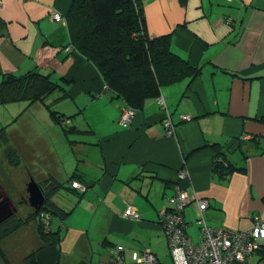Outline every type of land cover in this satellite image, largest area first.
I'll return each mask as SVG.
<instances>
[{"label":"crops","instance_id":"crops-1","mask_svg":"<svg viewBox=\"0 0 264 264\" xmlns=\"http://www.w3.org/2000/svg\"><path fill=\"white\" fill-rule=\"evenodd\" d=\"M142 1L149 35L171 33L173 49L203 71L192 82L165 87L166 107L150 100L124 127V102L106 89L93 63L68 50V27L53 17L64 15L72 0H0V69L16 75L36 70L67 94L50 96L65 115L63 122L49 115L50 124L40 132L45 118H34L37 131L23 127L22 138L12 126L27 123L26 117L7 127L21 161L38 158L43 164L23 167L22 190L31 179L49 188V177L66 183L76 170L88 184L80 197L79 187L55 192L53 200L73 211L64 222L52 218L51 228L63 223L65 236L60 245L36 253L38 264H173L158 219L160 210L172 207L177 182L191 197L209 202L205 211L196 200L184 210L186 232L195 242L200 218L229 231L251 227L256 217L264 220V123L258 120L264 116V0ZM165 121H171L172 132ZM57 141L62 161L50 152ZM218 142L227 143L230 161L246 163V174L228 180L215 176L210 145ZM128 207L138 216L126 218ZM3 242L14 263L40 248L33 223Z\"/></svg>","mask_w":264,"mask_h":264},{"label":"trees","instance_id":"trees-1","mask_svg":"<svg viewBox=\"0 0 264 264\" xmlns=\"http://www.w3.org/2000/svg\"><path fill=\"white\" fill-rule=\"evenodd\" d=\"M226 1L232 2V0ZM61 16L63 18L61 22L66 23L69 30V50L79 52L95 65L106 84V89L114 98L124 102L121 113L126 109L141 111L150 100L159 101L165 87L183 80L192 82L202 74L201 66H194L189 59L182 57L173 49L171 33L158 37L149 35L142 0H72L67 12ZM233 23L234 20L229 25ZM57 92H63V95L61 94L63 97L67 95L59 83L36 70L16 75L4 73L0 69V104L25 101L27 109L36 103H41L48 110L50 117L55 122L61 123L65 115L53 108L51 103H46L48 98ZM258 120L264 123V116ZM72 130L73 127L66 129V132ZM10 141L7 128L3 126L0 128V147L4 153L3 157L8 159L10 165L17 167L22 161ZM250 141L258 142V138L252 137ZM210 146L215 153L212 171L218 179L228 180L234 174H246V163L239 165L230 161L226 153L228 150L224 145L216 143ZM240 147L238 145L242 152V160L247 162L245 160L249 155L243 150L241 143ZM82 181L83 176L76 170L66 183L49 177L50 188L40 184L45 193V201L39 211L33 212L29 218L35 224L40 248L14 263L7 258L0 246V256L5 264H38L36 253L39 250L61 244L65 236V225L62 223L55 229L51 228L52 218L56 217L64 222L73 208L68 210L62 208L53 200V196L61 189L74 191V188H78L74 184H78L80 194L76 195L80 197L81 191L88 188V184L84 185ZM161 211L158 222L164 229L160 219ZM40 213L48 215L50 219L46 217L39 219ZM198 221L199 219L197 223ZM184 223L186 224L185 220ZM22 225L15 226L11 229V233ZM7 232L10 233V230ZM164 232L166 234L165 230ZM3 240L0 239V245ZM119 247L123 248L122 246L117 248Z\"/></svg>","mask_w":264,"mask_h":264},{"label":"built area","instance_id":"built-area-1","mask_svg":"<svg viewBox=\"0 0 264 264\" xmlns=\"http://www.w3.org/2000/svg\"><path fill=\"white\" fill-rule=\"evenodd\" d=\"M56 21L63 20L60 13L55 12ZM69 50V49H68ZM160 103L166 107L164 100ZM135 112L124 110L121 115V124L128 127ZM189 120V118H185ZM164 126L168 132H172L171 121H165ZM171 134V133H170ZM250 139V137H246ZM184 175L181 176V179ZM75 187H80L74 184ZM196 200L200 210L208 208L206 199L191 197L181 186L176 188V194L170 199L172 207L163 209L160 219L168 236L170 254L174 264H264V220L256 217L253 225L247 229L229 231L219 227H213L201 218L198 221L200 238L197 242L186 234L183 210L192 201ZM125 217H137L133 207H128L124 212ZM43 217L50 219L48 215ZM119 249H122L119 247ZM135 259L138 256L134 255ZM149 261L156 262L155 257L148 256Z\"/></svg>","mask_w":264,"mask_h":264},{"label":"rangeland","instance_id":"rangeland-1","mask_svg":"<svg viewBox=\"0 0 264 264\" xmlns=\"http://www.w3.org/2000/svg\"><path fill=\"white\" fill-rule=\"evenodd\" d=\"M226 23L229 25L230 22L233 20L230 16L226 17ZM51 104H53L55 102L54 97H50L49 101ZM26 104L27 102L25 101H20V102H14V103H8V104H0V128H2L3 126H5L7 128V126H10L11 124H13V121L16 120V118L20 117V116H24L26 117V122L27 123H23L22 121H20L18 124H15L12 127H15L16 132H19V137L22 138L24 137L25 133L23 132L22 128H30L32 129L36 122L34 118H45L44 120V124L42 125V131L40 132H44V128L50 124V120L48 119L49 117V113L47 111V109L45 108V106L41 103H37L34 107V105L31 107V109H26ZM54 108V105H53ZM9 124V125H8ZM41 125H39L37 123L36 128H39ZM33 131L36 130L35 128L32 129ZM37 131V130H36ZM39 132V131H38ZM246 137H250V136H246ZM224 142V141H223ZM219 143V142H218ZM221 145H224V147L226 146L227 143H219ZM62 145H60V143L57 141L54 145V147H52L50 145V152L53 153V156L58 159L59 161L63 160V157L56 155V152H61V148ZM238 151H241V149H239ZM4 153L0 147V193L6 192V189L8 188L9 190V194L11 195L12 199L13 198H18L19 196L27 195L26 191L24 192L22 190V183L21 182L22 178H23V171L24 168L28 163H31L33 161V164H36V166H43V164H41V161H37V159H24L22 164L20 166H14V170L11 168V165L8 162L7 158L3 157ZM50 159V158H49ZM49 159H44V162L49 161ZM183 175V174H182ZM180 175V178L181 176ZM22 177V178H21ZM10 187H9V186ZM182 187V185H180V183H175V185L173 186L174 188V195L176 194V188L177 187ZM27 189V187H25ZM15 192V195H12V193ZM17 195V196H16ZM172 198V197H171ZM170 198V199H171ZM247 229V228H246ZM243 230V229H242ZM195 237V240H199L200 238V233L197 235H193ZM0 264H5L3 259L0 256Z\"/></svg>","mask_w":264,"mask_h":264},{"label":"flooded vegetation","instance_id":"flooded-vegetation-1","mask_svg":"<svg viewBox=\"0 0 264 264\" xmlns=\"http://www.w3.org/2000/svg\"><path fill=\"white\" fill-rule=\"evenodd\" d=\"M42 191H43V194L45 195L43 189ZM7 192H9L8 189H6V192L0 193V237H1L0 239H4L3 240L4 242L2 241L3 243H6L5 241L7 237L14 232L13 231L11 233V229H14L15 226H19L23 224L20 227L22 228L26 225H29V223H32L29 220V218L31 217V214L33 212L39 211L41 207L40 206L39 208H37L31 205L27 189H26L27 195L23 194L22 196H19L18 198H13V199L11 196L8 195ZM43 215H44L43 213H40L39 219L43 218ZM8 230H10V233L7 232ZM5 236L7 237L4 238Z\"/></svg>","mask_w":264,"mask_h":264},{"label":"water","instance_id":"water-1","mask_svg":"<svg viewBox=\"0 0 264 264\" xmlns=\"http://www.w3.org/2000/svg\"><path fill=\"white\" fill-rule=\"evenodd\" d=\"M27 192L32 206L39 208L44 204L45 195L43 194L42 189L34 179H31V181L28 183Z\"/></svg>","mask_w":264,"mask_h":264}]
</instances>
